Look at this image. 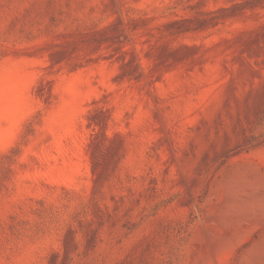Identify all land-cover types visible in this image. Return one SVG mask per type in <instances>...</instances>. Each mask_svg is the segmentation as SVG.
<instances>
[{"label": "rangeland", "instance_id": "rangeland-1", "mask_svg": "<svg viewBox=\"0 0 264 264\" xmlns=\"http://www.w3.org/2000/svg\"><path fill=\"white\" fill-rule=\"evenodd\" d=\"M0 264H264V0H0Z\"/></svg>", "mask_w": 264, "mask_h": 264}]
</instances>
